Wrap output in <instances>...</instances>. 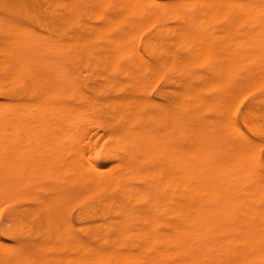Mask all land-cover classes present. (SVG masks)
<instances>
[{
  "label": "bare ground",
  "instance_id": "bare-ground-1",
  "mask_svg": "<svg viewBox=\"0 0 264 264\" xmlns=\"http://www.w3.org/2000/svg\"><path fill=\"white\" fill-rule=\"evenodd\" d=\"M166 13L187 27L203 56L212 41L191 14L225 13L245 27L244 37L234 29L241 49L220 53L221 46L200 82L185 83L173 101L168 92L161 101L149 92L160 73L157 23ZM164 59L160 66L173 60ZM247 92L243 127L264 136V0H0V200L14 203L5 226L12 242L0 241V264H127L129 235L141 237L133 247L165 242L176 255H145L142 264H203L221 235H264V175L251 165L232 115ZM209 107L214 118L206 122L200 113ZM210 122L220 123L214 136L224 155L206 136ZM98 126L107 142L102 164L90 134ZM177 128L183 145L173 137ZM73 200L82 202L76 228L65 209ZM253 237L241 244L260 241ZM232 241L233 251L242 246ZM206 250L213 254L204 258ZM135 251L136 261L144 257Z\"/></svg>",
  "mask_w": 264,
  "mask_h": 264
},
{
  "label": "rangeland",
  "instance_id": "rangeland-1",
  "mask_svg": "<svg viewBox=\"0 0 264 264\" xmlns=\"http://www.w3.org/2000/svg\"><path fill=\"white\" fill-rule=\"evenodd\" d=\"M195 14H191L190 16H191V18L196 22V28H198L197 30H199V32L201 31V32H203L204 34H206V36L212 41V46H211V52L208 54V55H199V53L198 52H194V51H197L196 50V47L195 48H192L194 45H192V44H190L189 42H188V34H186L187 33V27L186 26H184V25H182L181 24V22L177 19V17H175V16H173V14H171V13H166V14H163L161 17H160V19L158 20V23H157V31H158V44H159V53H158V55H160V56H158V68H159V77H158V82H157V85H156V88H150L149 89V92H150V95L151 96H153V97H155L156 99H158L159 101H161L162 100V96H161V94L162 93H167V96L173 101L174 100V98L176 99V100H179V99H181L182 98V94H183V91H184V89H185V87H186V85L189 83V82H191V83H193V84H198L199 82H200V75H203L204 73H206V72H208L209 70H210V68L215 64V61H216V56H217V54L219 53H217V50L218 51H220V48H221V46H223L222 47V49H221V51H220V53H222V52H224V48H225V52L224 53H226V52H230L231 50H232V48L234 47V48H238L237 46H238V40H240L239 38L242 36H240V34H243L244 33V29H245V27H243L244 25H242V24H240L239 23V26H238V24L235 22L234 23V21H232V20H230V21H232V23H230V22H228V19H227V17H229V15L228 14H225V13H220V15L218 16V17H216V18H206V19H204V20H199L198 18H197V15H195ZM170 16H172V17H170ZM226 16V17H225ZM223 17H224V19H223ZM222 18V19H221ZM225 19H226V21H227V24H225L226 23V21H225ZM200 21H202V23L200 22ZM204 21V22H203ZM234 23V24H233ZM172 24V25H171ZM174 24V25H173ZM231 24H233V25H231ZM164 25V26H163ZM177 27H176V26ZM227 25H229V27L230 28H228L227 27ZM163 26V27H162ZM180 27V29H179V27ZM181 26H183V28H185V29H182V27ZM234 26V27H233ZM237 26V27H236ZM168 27V28H167ZM171 27V28H170ZM205 27V28H204ZM208 29H207V28ZM231 27H232V29H231ZM240 27V28H239ZM170 28V29H169ZM173 28V29H172ZM195 28V29H196ZM217 28V29H216ZM222 28V29H221ZM242 28V29H241ZM244 28V29H243ZM169 29V30H168ZM172 29V30H171ZM178 29V30H177ZM215 29V30H214ZM238 30L237 32L239 33L240 32V34H238L237 32H235V30ZM239 29H241L242 30V32L239 30ZM168 30V31H167ZM177 30V31H176ZM181 32H180V31ZM186 30V32H184ZM216 30H218V31H216ZM221 30V31H220ZM176 31V33H174ZM178 31H179V33H178ZM182 31L185 33V36L183 35L184 33H182ZM225 31V32H224ZM189 32H190V29H189ZM212 32L214 33L213 35H211L212 34ZM148 33V29H146V28H143L141 31H140V33H139V36L137 37V41H136V47L139 49V50H141V42H142V40H143V38L146 36V34ZM180 33H182V34H180ZM215 33H216V36H214L215 35ZM223 33V34H222ZM160 34V35H159ZM222 34V35H221ZM236 34H238V35H236ZM186 35H187V37H186ZM183 36H184V39L185 40H187L186 42L185 41H183L184 39H183ZM236 36H238V38L236 37ZM182 37V38H181ZM237 39H236V38ZM243 37H244V34H243ZM141 38H142V40H141ZM160 38V39H159ZM187 38V39H186ZM234 38V39H233ZM182 39V40H181ZM242 39V38H241ZM219 40V41H218ZM229 40H231L230 41V43H229ZM174 41V42H173ZM181 41V42H180ZM217 41L219 42V43H217ZM237 41V42H236ZM182 42H183V44H182ZM224 42V43H223ZM214 43H216V44H214ZM232 43V44H231ZM234 43V44H233ZM237 43V44H236ZM181 44H182V46H181ZM227 44V45H226ZM229 44V45H228ZM191 45V46H190ZM216 45V46H215ZM218 45V46H217ZM190 46V47H189ZM185 47V48H184ZM213 47H215V49L213 48ZM228 47H229V49H230V51H229V49H228ZM230 47H232V48H230ZM168 48H170L171 50V52L169 51V49ZM213 48V49H212ZM233 48V49H234ZM241 49V46H239V48L238 49H236V50H240ZM187 50V51H186ZM216 52H215V51ZM193 51V52H192ZM232 51H235V49L234 50H232ZM170 52V53H169ZM177 52V53H176ZM187 52V53H186ZM213 52H214V54H213ZM165 53V54H164ZM167 53V54H166ZM169 53V54H168ZM174 55H173V54ZM195 53H198V54H196L195 55ZM191 54V55H190ZM167 55V56H166ZM168 55H169V57H168ZM171 55V56H170ZM190 55V56H189ZM198 55V57H196V59H195V57L194 56H197ZM209 56H210V58H209ZM194 57V58H193ZM200 57V58H199ZM162 58V59H161ZM167 59V61H171V59H173L172 60V62H168L166 65L165 64H162V66H160L161 64L159 63V62H161V63H164V61H162L163 59ZM188 58H189V60H188ZM190 58H191V60H190ZM202 58H203V60H202ZM164 59V60H165ZM177 59H179V60H177ZM182 59V60H181ZM195 59V60H194ZM198 59V60H197ZM199 59H201V60H199ZM206 59V60H205ZM194 60V61H193ZM197 60V61H196ZM202 61V62H201ZM211 61V62H210ZM214 61V62H213ZM188 62V63H187ZM190 62V63H189ZM193 62V63H192ZM197 62H199V63H197ZM175 63H176V66H174L175 65ZM186 63V64H185ZM179 64V65H178ZM194 64V65H193ZM195 64H197V65H195ZM203 64V65H202ZM212 64V65H211ZM178 66V67H177ZM180 66V67H179ZM164 67V68H163ZM176 69V70H175ZM181 70H183V71H181ZM196 70L197 71H199V74L196 72ZM188 71H190V73L188 72ZM186 72V73H185ZM203 72V73H202ZM179 73V74H178ZM181 73V74H180ZM186 74L188 75V77L186 76ZM191 75V76H190ZM182 77H184V78H182ZM170 80H169V79ZM163 79V80H162ZM173 79V81L175 82H173L172 81V83H171V80ZM168 80V81H167ZM160 81V82H159ZM170 81V82H169ZM181 81H183V82H181ZM166 82V83H165ZM168 82V83H167ZM178 82L181 84H178ZM198 82V83H197ZM171 83V84H170ZM185 83H186V85H185ZM170 86V87H169ZM172 86V87H171ZM173 86H174V88H173ZM183 88V90H181L180 88L181 87ZM163 88H165V89H163ZM162 89V90H161ZM176 90V91H172V90ZM157 90H159V91H157ZM172 91V93L173 92H175V95H174V93L172 94L171 93V91ZM178 92V93H177ZM165 93V94H166ZM180 95V96H177V95ZM208 94H209V92H208ZM160 95V96H159ZM173 95V96H172ZM252 93H249V92H247L246 94H244L242 97H241V99H240V101H239V103L237 104V105H235L234 106V108H233V111H232V115H233V117H234V119H235V121L238 123V125H240V126H242L243 127V124H242V121H241V116H242V114H243V109H244V106H245V104L249 101V99L252 97ZM177 97V98H176ZM173 98V99H172ZM186 102H188V108L186 109L187 111H189V113H192L191 111H193L194 113L193 114H196L195 112H196V110H194L193 108H195L194 106V103L193 102H191V101H187L186 100ZM191 103V104H190ZM242 104V105H241ZM175 108H177L178 109V107H179V104H177V103H175ZM197 108V107H196ZM195 108V109H196ZM190 109H191V111H190ZM200 116H202L203 118H204V120H206V122H209V121H211L213 118H214V111H213V107H209V108H205L204 110H202L201 111V113H200ZM208 116H210V117H208ZM210 119V120H209ZM210 124V126L209 125H207L206 126V129H205V132H206V136L207 137H209L211 140H212V142L214 143V145H213V147H214V152L215 153H218V154H220V155H224L225 154V151H226V149L223 147V145H221V143L219 144L218 143V138L216 139V137L217 136H214L215 134L216 135H218V133H220V128H219V126H220V123L218 124V125H216L215 123H212L211 124V122L209 123ZM216 125V126H215ZM212 126V127H211ZM219 128V129H218ZM244 128V127H243ZM101 129V130H100ZM216 129V130H215ZM219 130V131H218ZM96 131V132H95ZM244 131H245V134H246V137H247V139H246V141H247V143H246V145H245V147H244V151L246 152V151H251V153L253 152L254 154H251L250 152H249V154H250V157H251V161H250V163H252L251 165L253 166H255L254 168L258 171V172H260V174H262V175H264V170H262V168H264V164H261V163H264V136H257V135H254V134H252L251 132H249L248 130H246L245 128H244ZM96 133L95 135H93V133ZM98 132V133H97ZM102 132V128L100 127V126H98V127H96V128H94L93 130H91V132H90V134H91V136H92V138H93V140H95L96 141V145H99L98 147H97V149L99 150L98 151V154H97V162L99 163V164H102V163H104V150H103V148L105 149V147H106V144H107V142H106V140L102 137V139L100 138L101 136H100V133ZM181 131L179 130L178 131V128L176 129V130H174L173 131V137L176 139V142L178 143V144H184V140L180 137V135H182V133H180ZM97 136V137H96ZM211 136H212V138H211ZM98 137H99V140H98ZM214 138V139H213ZM101 139V140H100ZM98 140V141H97ZM182 140H183V142H182ZM101 141V142H100ZM98 142H99V144H98ZM253 147H254V151H253ZM250 148V149H249ZM248 152H246V153H248ZM254 155V156H253ZM252 156H253V160H252ZM257 166V167H256ZM3 201H1L0 200V203H2ZM6 201H4L3 203L4 204H2L1 206H0V241L2 240H4V242H8V243H11L12 241L9 239V237L6 235V232H5V226L7 225V221H6V215H7V213H8V211L12 208V206H13V204L14 203H12V202H9V201H7L6 203H5ZM82 207V202L81 201H75V200H73V201H68L67 203H66V205H65V209H66V213H67V216H68V219H69V222L71 223V225L74 227V228H76L77 227V220H76V213H77V211L75 210V209H77V210H79L80 208ZM72 212V213H71ZM73 215V216H72ZM228 236L225 238V234H224V236L223 235H221L220 236V243L219 244H217V242H216V244L215 245H219V247H220V249H218L217 250V248H219L218 246H217V248H215V250H217L218 252H220L221 251V249L223 250L221 253H222V256H224V254H226L225 256H224V260L226 261V262H223V259L221 258L220 259V257H219V255H218V257L216 258V260L218 259V261H219V263H218V261H214V259H215V256H216V253L215 252H217V251H213L214 252V254L213 253H209L208 252V250H206V251H204V253H206V254H204L203 252L201 253V255L202 254H204V255H202L203 257L204 256H206V257H208L209 255H211V254H213V256H212V259L210 258V257H208V258H205V260L206 259H208V260H206V262L207 263H211V264H214V262H215V264L217 263V264H264V254H262V253H264V248H259V243H261L262 245L260 246V247H262V246H264V239H262V238H264V235H259V238L257 237V236H254V235H252V236H250V235H248V237H253L254 239L253 240H255V237H256V241L258 242V240L260 239V241L258 242V243H255L254 241L252 242L253 243V245H250L251 244V242H249L248 243V245H247V243H244V244H241V242H248L249 240H251V239H248V237H247V235H246V237L245 236H239V237H245V238H247V239H243V240H239V243H238V241L236 242V240L237 239H239V237L238 238H236V235H233V237L235 236V238H236V240H235V242L234 241H232L231 239L233 238L231 235V237H229V234H227ZM130 236H131V238H130ZM223 236V237H222ZM141 238L140 236H136V235H129V236H127V239H126V248H127V251L129 252L130 251V249L132 250V251H135L134 252V254L135 253H138V252H140V250L142 249L143 250V248L144 247H146L145 246V244L144 243H141L140 245L138 244V245H134V247H133V245L131 244V242H132V240H134V239H137V238ZM262 237V238H261ZM143 238V237H142ZM158 239H164L165 237H157ZM214 238V237H213ZM222 238V239H221ZM228 238V240H230V241H232L233 243H235V245H237L238 244V247H239V245L241 244L242 246H240L241 248L243 247V249H246L247 250V247H248V250H249V245L250 246H252L251 248H250V250H252V248H253V251H251L252 252V254L251 253H249L248 254V252L246 253V251L245 250H243L242 249V251H245V253H241V248H240V251H239V248H237V250H238V252H237V250L235 251H233V249H234V247L232 246V244L231 243H229L230 241H227L230 245H228V243H226L224 240H226ZM234 238V239H235ZM257 238H258V240H257ZM132 239V240H131ZM215 239V238H214ZM217 239V238H216ZM218 239H219V237H218ZM233 239V240H234ZM246 240H248V241H246ZM252 241V240H251ZM262 241V242H261ZM254 243H255V245H254ZM144 244V245H143ZM164 244V245H163ZM167 245H165V242H162V243H157L156 244V246H155V248H153V247H151L152 249H150V248H148L149 247V245H147V247L142 251V252H140V253H138V255L137 256H139V255H141V256H144V257H137V259L139 258V260L138 261H136V259H135V257H136V254L133 256V252L131 253V252H129L131 255H129L131 258H133V259H128L127 258V261H129V262H126L127 264H142L141 263V260H143L144 258H146L145 257V255H147V258H149V257H151V259H152V257H153V259H161V258H159V257H161L162 256V258H164L163 260H165L166 259V254L168 255V253L170 254V255H172V257L173 256H176L174 253H172L173 251H170V252H168L169 250H173V248H172V246L170 245V243H169V245L171 246V249H170V246H168V243H166ZM223 244H225V246H227V249L228 250H225L226 249V247L225 246H223ZM256 244H258V245H256ZM132 245V246H131ZM215 245H212V249H214L213 248V246H215ZM234 245V244H233ZM246 245V246H245ZM144 246V247H143ZM168 246V247H167ZM223 246V248H221ZM230 246V247H229ZM244 246H245V248H244ZM255 246L257 247L258 246V248L256 249L255 248ZM135 247H136V249H135ZM137 247H139V248H141L140 250H138L139 248H137ZM159 247V248H158ZM164 247V248H163ZM237 247V246H236ZM236 247H235V249H236ZM160 248H163V250H161ZM233 248V249H232ZM129 249V250H128ZM135 249V250H134ZM156 249H157V251H156ZM160 249V250H159ZM168 250V251H166V250ZM209 249V248H208ZM255 249V250H254ZM262 249V250H261ZM154 250V251H153ZM210 250V249H209ZM220 250V251H219ZM225 250V251H224ZM230 250H232V251H230ZM247 250V251H248ZM250 250H249V252H250ZM258 250V251H257ZM259 250H261L260 252H259ZM138 251V252H137ZM149 251H151L152 253H150ZM162 251H163V253H162ZM212 251V250H211ZM255 251H257V252H255ZM147 252H149L150 253V255L147 253ZM153 252H156V253H153ZM224 252V253H223ZM227 252H228V254H227ZM231 252H236L235 254H230ZM253 252H255V253H253ZM262 252V253H261ZM143 253H145V254H143ZM147 253V254H146ZM159 253V254H158ZM164 253H166V254H164ZM207 253H209L208 254V256H207ZM221 253H220V256H221ZM261 253V254H260ZM128 254V253H127ZM174 254V255H173ZM217 254H219V253H217ZM245 254H247V257H246V255ZM154 255V256H153ZM157 255V256H156ZM201 255H199V256H201ZM232 255V256H231ZM237 255H239V256H236ZM252 255V257H250ZM258 255V256H257ZM128 256V257H129ZM149 256V257H148ZM157 258H156V257ZM169 256V255H168ZM201 256V257H202ZM229 256V257H228ZM255 256V257H254ZM172 257H167L168 259L169 258H172ZM228 257V258H227ZM231 257H232V259H231ZM245 257H246V260H244L245 259ZM209 258H210V260H211V262L209 261ZM239 258H241V259H239ZM200 259V258H199ZM198 259V264H201V263H199V262H201V260L203 259H200L199 260ZM221 260V263H220V260ZM229 259V260H228ZM238 259V260H237ZM162 260V259H161ZM204 260V259H203ZM202 260V261H203ZM230 260H231V262H230ZM209 261V262H208ZM206 262H203V264H205ZM206 263V264H207Z\"/></svg>",
  "mask_w": 264,
  "mask_h": 264
}]
</instances>
